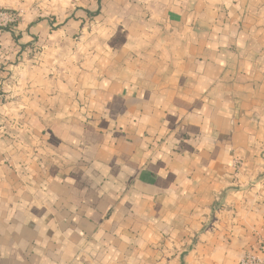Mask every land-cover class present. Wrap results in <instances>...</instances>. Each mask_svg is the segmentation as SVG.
<instances>
[{"label": "crops", "instance_id": "crops-1", "mask_svg": "<svg viewBox=\"0 0 264 264\" xmlns=\"http://www.w3.org/2000/svg\"><path fill=\"white\" fill-rule=\"evenodd\" d=\"M0 9V264L264 258V0Z\"/></svg>", "mask_w": 264, "mask_h": 264}, {"label": "built area", "instance_id": "built-area-1", "mask_svg": "<svg viewBox=\"0 0 264 264\" xmlns=\"http://www.w3.org/2000/svg\"><path fill=\"white\" fill-rule=\"evenodd\" d=\"M20 14L0 9V30L9 29L15 26ZM259 252L264 253V245L258 247ZM238 264H264V258L259 253H247L242 255Z\"/></svg>", "mask_w": 264, "mask_h": 264}]
</instances>
